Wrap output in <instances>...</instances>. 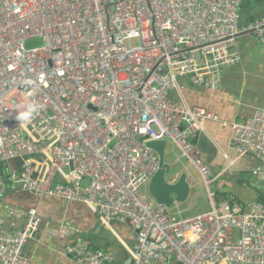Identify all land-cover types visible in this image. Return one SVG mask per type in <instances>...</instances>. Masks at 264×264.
Here are the masks:
<instances>
[{"label": "built area", "instance_id": "obj_1", "mask_svg": "<svg viewBox=\"0 0 264 264\" xmlns=\"http://www.w3.org/2000/svg\"><path fill=\"white\" fill-rule=\"evenodd\" d=\"M244 1L0 0V164L21 162L10 184L36 199L83 204L106 228L127 225L135 236L124 245L128 264H264V202L215 205L211 166L192 142L215 121L229 127L239 157L264 166V108L221 121L169 97L179 79L214 88L240 63L238 34L254 31L264 45V17L240 23ZM32 39L41 46L26 49ZM27 104L41 107L22 122ZM150 141L173 144L177 162L196 170L209 211L184 216L153 201L159 157ZM252 174L264 180V169ZM23 217L20 230L0 218V264H28L25 245L41 226L68 242L75 264L115 261L69 222L52 227L36 208Z\"/></svg>", "mask_w": 264, "mask_h": 264}, {"label": "crops", "instance_id": "obj_2", "mask_svg": "<svg viewBox=\"0 0 264 264\" xmlns=\"http://www.w3.org/2000/svg\"><path fill=\"white\" fill-rule=\"evenodd\" d=\"M264 17V0H245L240 9L241 25ZM234 50L240 56V63L222 70L219 83L214 88L193 86L187 79L178 80V88L169 97L181 100L190 108L202 109L219 120L244 121L253 113L264 108V45L254 36L247 35L235 39ZM205 134H197L192 142L199 149L202 159L211 166L213 183L210 191L215 194L214 204L235 201L246 204L264 198V180L252 172L264 169L262 163L253 156L239 157L230 144V129L218 122L205 120ZM179 159L177 148L167 143L164 151V167L178 169L187 174L189 195L182 204L173 205L171 212H189L192 204H187L202 194L196 192L194 179L197 172L186 167ZM18 168L13 163L6 164L10 171ZM223 171L222 174H219ZM204 186V185H203ZM208 205L192 214L193 216L211 209L207 189L204 187ZM2 196V197H1ZM261 202V201H260ZM36 208L44 222L56 227L69 222L80 231L93 249L110 253L115 258L113 264H128L129 256L124 245L132 247L135 242L131 229L117 221L110 222V229L103 226L98 216L88 207L75 202H67L53 197L36 199L11 184L0 193V218L9 227L20 230L24 224V213ZM16 212L18 216H11ZM67 241L52 236L45 226H41L34 237L27 242L24 254L28 264H75L65 254Z\"/></svg>", "mask_w": 264, "mask_h": 264}, {"label": "water", "instance_id": "obj_3", "mask_svg": "<svg viewBox=\"0 0 264 264\" xmlns=\"http://www.w3.org/2000/svg\"><path fill=\"white\" fill-rule=\"evenodd\" d=\"M253 32L254 31L240 33L236 38L252 35ZM41 44L40 39H32L26 41L24 47L26 49H31L39 47ZM166 145L167 144L163 141H150L146 143V147L156 152L159 157V168L149 184L148 192L155 203L171 208L173 205L182 204L186 201L190 192V187L186 180V173H180V170H175L174 168H171L169 173L165 170L164 151ZM13 164L20 166L21 162L20 160H15ZM5 167L6 164H0V193L2 190L5 191L10 185L9 175L5 171ZM170 178H173L174 181H170ZM15 187H17V190L22 191L21 185H15ZM129 261L130 260H128V263Z\"/></svg>", "mask_w": 264, "mask_h": 264}, {"label": "rangeland", "instance_id": "obj_4", "mask_svg": "<svg viewBox=\"0 0 264 264\" xmlns=\"http://www.w3.org/2000/svg\"><path fill=\"white\" fill-rule=\"evenodd\" d=\"M241 23V22H240ZM165 170L167 171V173L170 172V169L165 166L164 167ZM5 171L8 173V175L10 174V170L9 169H5ZM181 173V172H180ZM170 181H174L173 178H170ZM194 181L196 182L195 184V188H196V192L202 194V196H197L194 200H192L191 198L188 200L187 204H192V209L189 212H182L184 215L187 214H192L195 213L196 211L201 210L203 207H206V205H208L207 203V199H206V194L204 193V186L201 182V179L199 177V175L197 174V177L194 179ZM142 193L147 197V189L144 187L142 188Z\"/></svg>", "mask_w": 264, "mask_h": 264}, {"label": "clouds", "instance_id": "obj_5", "mask_svg": "<svg viewBox=\"0 0 264 264\" xmlns=\"http://www.w3.org/2000/svg\"><path fill=\"white\" fill-rule=\"evenodd\" d=\"M21 110L19 111L18 114V119L22 122H29L34 115L38 112L39 105H33V104H27V105H22L19 106Z\"/></svg>", "mask_w": 264, "mask_h": 264}, {"label": "trees", "instance_id": "obj_6", "mask_svg": "<svg viewBox=\"0 0 264 264\" xmlns=\"http://www.w3.org/2000/svg\"><path fill=\"white\" fill-rule=\"evenodd\" d=\"M32 197V196H31ZM261 202H264V198L259 199Z\"/></svg>", "mask_w": 264, "mask_h": 264}]
</instances>
